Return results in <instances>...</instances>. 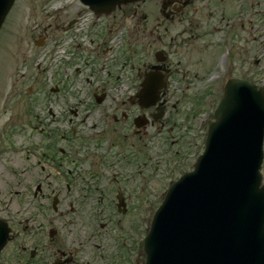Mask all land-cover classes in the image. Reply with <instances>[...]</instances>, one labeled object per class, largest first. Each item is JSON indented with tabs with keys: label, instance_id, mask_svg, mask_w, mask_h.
<instances>
[{
	"label": "rangeland",
	"instance_id": "1",
	"mask_svg": "<svg viewBox=\"0 0 264 264\" xmlns=\"http://www.w3.org/2000/svg\"><path fill=\"white\" fill-rule=\"evenodd\" d=\"M163 1L128 4L97 18L80 0H16L0 34V219L12 229L0 264H42L50 255L41 248L50 228L78 264H144V253L140 258L130 245L141 243L143 250L169 187L203 153L226 81L264 87V0H189L186 7L187 0H180L168 6L178 15L167 23L171 32L162 40H142L141 28L150 31L166 20ZM221 45L230 50L226 64ZM162 48L182 71L169 92L164 132L153 127L145 136L126 138L131 148L118 135L90 138L82 154L92 155L79 168L60 172L49 165L48 133L72 135L70 123L80 136L95 125L100 129L90 112L94 94L105 93L113 112L137 93L138 68L154 62ZM100 85L105 91H97ZM87 112L91 119L80 123ZM92 166L93 180L86 170ZM261 172L264 181V161ZM118 194L125 213L117 209ZM123 241L131 261L124 258ZM22 246L42 252L30 262Z\"/></svg>",
	"mask_w": 264,
	"mask_h": 264
},
{
	"label": "water",
	"instance_id": "2",
	"mask_svg": "<svg viewBox=\"0 0 264 264\" xmlns=\"http://www.w3.org/2000/svg\"><path fill=\"white\" fill-rule=\"evenodd\" d=\"M141 1L81 0L97 17ZM15 2L0 0V33ZM158 82L147 76L137 95L146 108L160 98ZM214 117L194 170L170 188L154 216L146 264H264V88L229 80ZM9 233L0 220V254Z\"/></svg>",
	"mask_w": 264,
	"mask_h": 264
},
{
	"label": "flooded vegetation",
	"instance_id": "3",
	"mask_svg": "<svg viewBox=\"0 0 264 264\" xmlns=\"http://www.w3.org/2000/svg\"><path fill=\"white\" fill-rule=\"evenodd\" d=\"M177 2H180V0L163 1V7L167 11L165 12L166 20L159 22L157 26L150 31H148L147 26L145 29L141 28L140 35L142 36V40H144L145 36L151 37L154 35L162 40V38H165L171 32V29L167 27V23H174L178 15L172 10L171 7L169 8L168 6H173ZM188 2L189 0H187V2H185L183 6L186 7ZM170 55L171 53L168 52L166 48H162L159 51L155 52L154 62H144L142 69L138 68L137 70V80L139 88L137 92L141 89L144 79L149 74L151 78L159 81L157 83V86H160V98L155 106L146 108V103L140 102L139 99H136L134 95H132L129 97L128 101L121 100L120 106L115 107L114 111L112 112L110 106H105V102H107V95L105 93H102V97H100L97 93H95V100L92 102L93 105L90 106L93 109L90 110V112L96 115L103 126L98 129V126L95 125L87 133L88 136H80L81 134H78L76 130L72 131V135H69L65 132H55L56 134L54 133V135L51 136L48 133L47 147H51L50 151L52 152V157L50 158L51 161H48L49 165H52L53 168L58 169L60 172H65L66 167L69 168V165H72L76 169L79 168L80 166H82V162H87L88 160H86V158L91 157L92 155L87 152L86 154H82L83 150H85V146L87 145V143L85 142L90 138L118 135L119 140L124 142L126 147L131 148L128 145L130 143L126 142V138L132 139V136L134 135L138 137L145 136L147 135L148 130L153 127H155L158 134H162L165 130V121H169V119L166 118L167 109L169 108L170 103L169 92L172 89L175 77H178V75L182 72L177 67H174L171 62ZM102 87L103 85H100L97 91L99 92V90L101 89L105 91V89ZM109 101H113L114 104L120 102L119 100ZM102 103H104V105ZM98 106H100L99 112H97ZM71 112L73 114V111ZM74 113L75 114L73 115H75V117H78V111L76 110ZM82 118V120H79L80 123L85 122L87 119H91V115L89 112H87L83 114ZM70 120H74V117H70ZM53 138L57 139V142L55 144L52 142ZM80 144L82 146L80 148H77L76 146ZM54 161L58 163L56 164L54 163ZM86 170L90 171L91 174H93V180L94 174L96 173L95 166L88 167ZM84 180L85 183L87 181V178L85 176ZM69 186H71V184H68V187ZM118 197L125 203V199L124 197H122V195L118 194L117 199ZM55 198L56 197H54L53 201L57 200L58 202V199ZM71 211L74 212L72 206ZM46 236L48 237L49 242H44L41 248L42 251H47L50 255L42 258V264H78L75 253H71L66 250V244L64 243L63 238L62 241L59 240L60 235L58 230L50 228L46 231ZM126 246L127 245L125 241H123L121 248L124 253V258H127V256L129 258L131 256V250L130 252L129 250H126ZM130 247H132V245H130ZM139 248L141 249V245L139 246ZM42 251H40L36 247L33 250L27 251V249L22 246L23 254L29 252L30 262H33V260H37L39 258V253H41ZM140 257H142V252H140Z\"/></svg>",
	"mask_w": 264,
	"mask_h": 264
}]
</instances>
